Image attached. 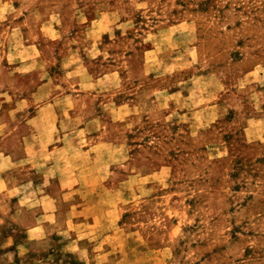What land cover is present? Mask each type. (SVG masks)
<instances>
[{
  "label": "rangeland",
  "instance_id": "374dc122",
  "mask_svg": "<svg viewBox=\"0 0 264 264\" xmlns=\"http://www.w3.org/2000/svg\"><path fill=\"white\" fill-rule=\"evenodd\" d=\"M0 264H264V0H0Z\"/></svg>",
  "mask_w": 264,
  "mask_h": 264
},
{
  "label": "crops",
  "instance_id": "0c3cea01",
  "mask_svg": "<svg viewBox=\"0 0 264 264\" xmlns=\"http://www.w3.org/2000/svg\"><path fill=\"white\" fill-rule=\"evenodd\" d=\"M39 219H40V220H39ZM39 219H38V221L36 222V224L32 227V229L35 230V231H33V232H37V234H36L34 237H32L33 239H39V238L44 237V236L42 235V232L45 231V225H44V223H46V222L44 221L43 217H40ZM30 232H31V231H30ZM73 241H74V240H73ZM74 243H75V241H74Z\"/></svg>",
  "mask_w": 264,
  "mask_h": 264
}]
</instances>
